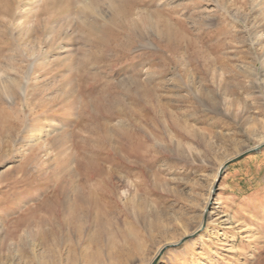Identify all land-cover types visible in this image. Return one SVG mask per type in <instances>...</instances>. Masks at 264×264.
<instances>
[{
    "label": "rangeland",
    "instance_id": "374dc122",
    "mask_svg": "<svg viewBox=\"0 0 264 264\" xmlns=\"http://www.w3.org/2000/svg\"><path fill=\"white\" fill-rule=\"evenodd\" d=\"M0 264H264V0H0Z\"/></svg>",
    "mask_w": 264,
    "mask_h": 264
},
{
    "label": "bare ground",
    "instance_id": "6f19581e",
    "mask_svg": "<svg viewBox=\"0 0 264 264\" xmlns=\"http://www.w3.org/2000/svg\"><path fill=\"white\" fill-rule=\"evenodd\" d=\"M72 193L61 187V185L55 184L51 196L53 200L52 202H54L55 206L54 211H51L49 203L46 204L43 199L42 201L45 203L43 202L40 205H36L35 208L28 209L30 213L34 212L35 209L37 210V208L39 210L46 209L47 213H50L47 220L44 218L39 219V223L44 221L52 222L50 229L46 231L43 230V240L50 241L57 245L65 242L68 243L67 241H70V243L72 242L75 246H80L85 241V229L91 230L92 228L94 229L93 233L88 239L90 244L93 246H100L101 243L105 241H108V243L112 242L113 234L115 232L119 233L120 228L119 225L116 224L117 221L113 220L109 213L105 211L101 212V205L98 197L92 190L85 193L82 190L77 189L74 191L73 199L70 200V194ZM55 221H57L56 225H54ZM123 236L126 237L127 235L123 234Z\"/></svg>",
    "mask_w": 264,
    "mask_h": 264
}]
</instances>
